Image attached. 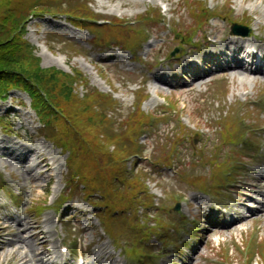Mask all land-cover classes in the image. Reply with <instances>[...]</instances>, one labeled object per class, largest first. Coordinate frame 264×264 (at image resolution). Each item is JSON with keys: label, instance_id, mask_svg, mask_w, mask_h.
<instances>
[{"label": "rangeland", "instance_id": "374dc122", "mask_svg": "<svg viewBox=\"0 0 264 264\" xmlns=\"http://www.w3.org/2000/svg\"><path fill=\"white\" fill-rule=\"evenodd\" d=\"M179 1L181 0H91L90 6L101 15L100 18H111L115 15L133 20L137 14L159 7L162 18L159 24H141L142 29L143 27L149 28L151 32H148L149 39L139 44L135 56L127 51H120L113 45L100 48V45L91 41L93 34L90 31L76 29L64 22L63 17L56 18V21L53 20L54 18L50 19L47 13L39 18H32L28 22L25 37L35 46V53L40 60L41 67L54 66L66 71H69L71 67H76L87 78L90 88L97 87L103 92L112 91L108 85L110 83L115 90L113 95L119 107V111L115 114L114 125L118 123L120 125L128 112L133 109L137 101L134 91L139 87L138 84L143 82L140 84L141 90L148 94L146 100L141 102L144 110H163L169 101L171 103L178 101L177 114L180 120L190 130L198 131V133H191L186 143L178 147V155L175 158L176 172L162 164L148 165L152 151L155 152L157 149L152 147V144L146 143L147 136H141V142H145L146 146L142 154L144 159L139 161L137 168L144 172L147 171L148 187L155 195L156 203L161 201L172 212H181L186 216V220L180 222V230L174 235L182 244V248H178L174 242L163 247L160 240L149 236V263L261 264L264 257L259 252L258 246L252 248L254 256L250 263L245 255L249 250L243 251V249L251 245L252 236L261 237L264 240V212L259 211L260 207L264 208V124L253 131L257 134V140L254 144H247L244 150L246 155L252 157V160H249L250 164L245 169L239 168L238 175L241 176L238 178L242 179V183H239L241 188H236L234 185V188L230 189L234 183L230 185L224 183L222 186L218 185L217 193H214L210 188L213 183L210 177V166L201 162L200 153L196 150L207 139L212 141L218 136V128H208L207 124L213 122L219 115H223L226 109L234 108L237 112H248L246 104L256 102L259 118L264 119V98L262 97L264 95V74L254 75L245 72L244 75L236 73L235 75L227 67L223 70L214 68L212 73L204 75L201 79H195L190 72L179 74L181 68L179 69L176 63L166 62L160 65L161 58L171 59L175 54L182 53L184 46L174 55L169 54L170 49L179 44V39L172 33L173 26L180 27L187 34L190 26L194 24L187 9L180 8ZM204 1L210 9H222L229 7L231 3L230 16L236 20L242 17L243 11H247L251 16L250 34L244 37H248L252 42H256L260 37V40L264 42V0ZM162 4H165L167 10L161 8ZM252 6L256 11L252 10ZM258 19L259 24L256 23ZM204 34L210 35L211 38L215 37L217 40L238 36L230 33L228 21L221 17L209 20L196 35V40L204 42ZM65 39L70 40L76 47ZM247 46L251 47V44ZM187 47L195 52L198 51L197 54L200 52L193 45ZM79 51L80 54H78ZM262 52L264 53L263 50ZM219 60L220 57L210 58L208 65L213 67V63ZM158 78H166V80L161 81ZM215 79L220 80L217 84L226 88V94L221 101L213 102L210 99L209 103L207 99L201 98H209L215 93L216 89L214 88V91L211 89ZM81 91L84 92L83 89ZM78 96L81 97L79 92ZM29 103L30 99L27 94L19 90L10 91L8 98L0 101L2 105L0 114L5 112L6 106L10 107L6 114L13 123L11 130H18L20 133L18 139L12 133L5 134L0 131V177L3 183L0 187V200L6 206L0 209V219L5 223H10L12 229L18 226L17 221L29 226L23 233L24 240L31 243L34 249V255L29 256V264H43V262L53 264L51 256L48 257L47 254L44 255L41 252L40 241L44 239V235L35 236L34 233L41 229L47 230V239L51 242L46 247L53 246L51 249H55V239L52 233L55 224L52 219L57 218L60 219L58 227L71 247H74L76 236L82 237L87 251L85 253L86 264H115V258L118 259V257H123L127 263L138 264L137 257L136 261L127 254L136 234V229L127 221H124V227L118 229L117 238H111L103 232V226L91 205L77 192H74L72 199L61 205L62 208L55 202L59 199L60 193L65 190L67 169L64 155L60 149L38 136L40 124L36 114L29 107ZM242 123L251 128V121L247 118L243 119ZM160 126L165 132L166 129L161 123L157 125V127ZM29 136L31 140L27 142L26 137ZM18 145L22 149H19ZM29 151H35L45 158L39 166L36 168L33 166L36 177L29 175L24 168V159L28 158L31 162L35 160L34 152ZM14 152L16 157L13 155ZM98 163L101 164V161ZM102 171L105 174L109 172V169L103 168ZM198 175L205 177L207 184L204 181H198L196 187L192 186L196 180L195 176ZM224 176L227 177L226 174ZM47 188L49 191H46ZM209 193L215 196L211 197ZM218 195L222 196L218 197ZM212 198L221 204H227L228 199H236L237 207L245 208L249 205L248 214L250 216L246 217L241 224L234 226L224 227L211 223V218L215 216L209 211L212 208ZM31 201L45 202L46 207L41 214L35 213ZM176 203L181 205L178 211L173 209ZM67 205L69 209L65 210ZM59 208L64 212L63 214L59 211L55 213V210ZM136 214L139 223L135 227L147 233L148 219L144 215ZM122 215L125 217L130 215V210ZM185 221L191 224L187 225ZM198 223L201 224L200 227ZM198 228L199 231H197ZM13 233L14 231L0 234V264H16L15 260L11 261L9 258L12 252L15 253L18 244L10 246L7 243L8 239L14 236ZM17 239L18 229L16 228V242ZM25 249H20L18 256ZM158 251H168L170 255L165 257L164 254H157Z\"/></svg>", "mask_w": 264, "mask_h": 264}, {"label": "trees", "instance_id": "16d2710c", "mask_svg": "<svg viewBox=\"0 0 264 264\" xmlns=\"http://www.w3.org/2000/svg\"><path fill=\"white\" fill-rule=\"evenodd\" d=\"M23 1L0 0V95L12 86L29 94L43 126L52 137H56L63 150L69 151L67 165L73 188L88 198L94 190L100 191L91 199L103 206L100 215H106L107 230H113V212L116 210L137 213L142 206L145 216L150 211L159 212L147 191L144 174L130 170L127 165L131 158L133 163L139 161L135 158L136 154L140 156L137 138L143 129H148L150 115L138 106L120 125H114L116 102L111 95L94 89L79 97L77 86L84 84L85 80L77 69L68 73L56 67H41L32 48L19 39L27 14L38 9L33 3ZM19 3L29 7L17 13L15 8ZM197 7L201 12L205 9L200 2ZM66 9L71 10L69 6ZM70 16L74 23H80L75 19L85 21L84 15ZM103 28L122 29L121 21L114 18ZM233 129L232 123L227 125L228 138L234 135ZM103 168H108L109 172L104 174Z\"/></svg>", "mask_w": 264, "mask_h": 264}, {"label": "bare ground", "instance_id": "6f19581e", "mask_svg": "<svg viewBox=\"0 0 264 264\" xmlns=\"http://www.w3.org/2000/svg\"><path fill=\"white\" fill-rule=\"evenodd\" d=\"M255 8L252 6V10H254ZM256 11V9H255ZM249 14L247 11H243L242 14ZM250 15V14H249ZM256 23L259 24V19L256 20ZM78 36H80V34H78ZM252 39H254V37L252 36ZM258 40V39H257ZM254 41L252 42L248 37H244V36H231L228 37L227 39H225L224 44H220V42L218 44L215 45V47L217 48L216 52H219L220 54H222L225 58H226V64L222 67V68H230L234 74H243L245 72H250L251 74H259L261 73L260 69L258 68V64L260 62V59L256 58L253 54V52L248 51L247 55L250 56L251 58V62L250 61H245L244 59H240L238 57H236V52L241 50L242 48H244L245 46H247L248 44H251V46L256 49V50H264V42L263 40H258V42ZM259 43V44H257ZM225 49V50H224ZM229 52H228V51ZM216 52H214V55H216ZM207 59V58H206ZM208 60V59H207ZM244 62V63H243ZM256 63V67L252 68L249 66H244V64H253ZM181 74V73H179ZM235 74V75H236ZM176 75H178V73H176ZM161 81H165L166 78H158ZM21 145L24 146V144L20 143ZM19 146V145H18ZM19 149H22V147L19 146ZM29 152H34L35 155V160L34 161H30L28 160V158L24 159V168L25 170L28 172L29 175H31L32 177H36L37 174L34 173V168L33 166H35V168L37 166H39L40 162H43L45 160L44 157H41L37 152L35 151H29ZM13 155L16 157V153L14 152ZM259 211H263L264 212V208L260 207ZM11 219H13L12 217H10ZM256 217H254L255 219ZM17 229H18V239L17 242L15 241V235H16V228H15V233H13V239L8 240V244L10 245H14V244H18V248L15 250V254L11 255V259H15L17 261L16 264H29L30 263V258L29 256L34 255V249H33V245L29 242H26L24 240L23 237V233L26 232V230L29 228V226H25L24 224H22L20 221H17ZM8 227H4V228H0V234H6L11 232L10 230H7ZM47 233V231H39L37 233H35V236H40L41 234ZM45 242H47L46 239L40 241V245L44 246ZM25 249V251L18 256V251L20 249ZM44 255H48L49 256H53V249H42L41 251ZM43 264H47L46 262H43Z\"/></svg>", "mask_w": 264, "mask_h": 264}, {"label": "water", "instance_id": "95a60500", "mask_svg": "<svg viewBox=\"0 0 264 264\" xmlns=\"http://www.w3.org/2000/svg\"><path fill=\"white\" fill-rule=\"evenodd\" d=\"M235 32H241V31L235 30ZM241 33H242V32H241Z\"/></svg>", "mask_w": 264, "mask_h": 264}]
</instances>
